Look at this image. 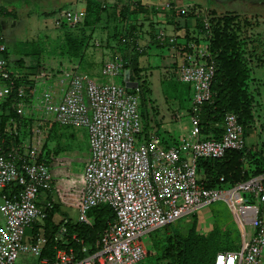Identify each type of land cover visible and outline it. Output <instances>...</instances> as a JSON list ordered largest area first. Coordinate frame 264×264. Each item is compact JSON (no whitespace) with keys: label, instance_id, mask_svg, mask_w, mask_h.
Listing matches in <instances>:
<instances>
[{"label":"built area","instance_id":"1","mask_svg":"<svg viewBox=\"0 0 264 264\" xmlns=\"http://www.w3.org/2000/svg\"><path fill=\"white\" fill-rule=\"evenodd\" d=\"M165 6L172 17L184 18L191 11L203 17L200 26L196 21L182 35L163 28L155 34V40L167 45L178 57L175 77L192 87V137L181 136L176 144L166 145L153 128L145 131L140 96L125 83H98L88 73L78 71V67L65 64L46 93L36 87L33 76L31 89L25 85L17 88L16 81L23 75H12L8 60L0 55V103L16 91L23 99L29 97L17 104L21 116L36 120V108L43 107L54 122L84 127L89 132L91 152L82 178L78 221L91 224L89 212L99 205H108L115 212L114 220L108 222L95 245L83 244L79 249L58 246L66 232L62 225L54 237L55 254L44 255L48 244L44 225L54 202L40 201L52 188L51 170L40 159L41 150L31 142L23 150L17 147L7 151L0 145V191L19 185L15 192L1 195L0 264H16L22 254L36 257L37 264H140L148 254L142 240L146 234L217 199H225L236 213L244 240L239 250L219 252L214 264H264V220L259 207L250 203L255 199L264 204V175L228 190L206 188L198 175V159L223 158L229 150L246 146L244 127L234 112L225 117L222 139H207L201 132V113L204 104L213 99L212 83L217 71L207 10L202 15L195 4ZM86 14V9L80 8L63 11L67 24L73 28L83 23ZM57 24H63V19H58ZM122 40L131 45L134 41ZM6 48L0 44V52ZM126 65L122 55L108 58L102 74L124 75ZM36 225L39 231L34 233Z\"/></svg>","mask_w":264,"mask_h":264},{"label":"rangeland","instance_id":"2","mask_svg":"<svg viewBox=\"0 0 264 264\" xmlns=\"http://www.w3.org/2000/svg\"><path fill=\"white\" fill-rule=\"evenodd\" d=\"M86 1L0 0V9L1 7L5 9L4 15L0 14V40L4 38V42L10 50V59L13 62L20 57V50H22L21 43L25 42L23 45L33 54L25 57L26 66L33 68L32 65L35 67L39 65L35 74L31 76H33L36 87L41 89V93H46L50 89L52 80L56 79L57 74L61 71L60 67L71 63L67 58L57 53L64 49L63 46L68 45L67 43L70 39L72 41H78L79 39L84 41V43L81 42L82 47L77 46V44H73V46L70 44L68 47V49H74L76 46L79 47V53H82L85 57L81 62V66L77 68L78 71L87 72L98 83L114 81L117 84H122L124 82L122 75H103L101 59L105 55V48L108 47L109 52H113L110 58L126 54V50L123 47L119 48L120 46L117 42L119 37L117 39L110 37L113 34L119 35L121 33L122 25L118 19L116 20L114 15L116 13L115 10H122L126 0H97L102 3V7L106 8L101 12L100 22L97 23L94 30L86 28L83 33V29L73 28L67 24L63 11L70 8L86 9ZM134 1L153 8L165 0ZM186 3L195 4L197 10L203 11L202 15H204L206 10L215 8L219 14L234 12L236 15H241L242 19H247L256 24L249 31L251 39L257 41L255 50L260 57L259 61L257 60L253 63L255 80L252 82V85L259 99L256 114L258 118L260 115L261 120L258 122L261 123L262 121L264 123V0H175V5L178 7ZM256 15L259 16L257 19L255 18ZM170 17L173 18L172 24L177 20V24H180L179 28H175V26L170 24L164 25V30L168 33L184 34L186 31L185 21L189 17L177 18L171 15ZM58 19H63V24H57ZM155 19L159 22L160 18ZM139 20L142 21V18L140 17ZM161 24L162 22H159L156 25V32L162 27ZM150 25L145 22L143 25L145 30L140 28L143 36L147 37L146 39H150ZM144 44V41H141V45L143 46ZM40 51H44V53L48 51L49 55L40 64H37V57L40 56ZM97 56L98 58H96ZM177 61L178 57L171 48L157 43H151L148 50L139 59V65L142 68L141 75L147 79L153 90V101L148 102L152 128L157 132L158 130L161 131L159 135L163 142L167 140V136L169 138V135L177 138L185 136L191 139L192 137L189 113L192 99L187 94V86L179 82L177 77H175L174 71ZM131 70L133 72L134 65L131 66ZM134 74L133 72L132 77L134 80L138 84L142 82V79H137ZM172 84H175L181 90L182 96H178L175 90H171L174 88ZM145 96L148 95L145 94ZM34 117L36 120L33 123V130L36 135L33 136L31 145L36 149L47 150L49 153L54 152L56 149V153H52V156H50L52 188L49 192L45 193V196L53 193L52 197L55 201L53 202L56 205L58 204V211L54 216V220L55 222H61L64 217H68L72 221L77 222L79 219L77 205H79V200H81L82 196L80 184L91 152L90 145L88 147L89 132L85 128V130L82 129L80 132L77 131L75 140L69 138V136L56 138L58 134L55 136L54 131H71L73 129L58 125L51 130V124L48 123L53 118L46 113L43 107L36 108ZM41 117L50 118L46 121ZM156 121L160 124V129ZM260 123L256 125L257 132L254 131V133L252 131L253 134L251 133L246 138L247 146L263 147V143L259 145L261 140H264V127ZM262 128L263 130L261 131L260 129ZM163 131L167 134L164 135ZM66 133L68 134L69 132ZM246 198L249 199L250 195H246ZM250 203H255L259 207V215L262 217L264 215V204L259 203L255 199L251 200ZM195 221L197 222L199 233L210 232L216 224L224 228L234 229V231L240 225L236 213L229 203L225 199H217L195 213L177 220L171 226L160 227L146 234L142 240L150 253L140 264H157L155 254L167 242V234L172 235L181 231L187 233ZM243 240V234L239 236L233 232V235L226 242L230 244V247L239 250L241 249ZM16 264H37V258L32 255L22 254L16 261ZM159 264H166V262Z\"/></svg>","mask_w":264,"mask_h":264},{"label":"trees","instance_id":"3","mask_svg":"<svg viewBox=\"0 0 264 264\" xmlns=\"http://www.w3.org/2000/svg\"><path fill=\"white\" fill-rule=\"evenodd\" d=\"M105 8L97 0H87L86 17L83 23L76 26V28L83 29V33L86 28L94 30L97 23L100 22L101 12ZM115 12L114 16L116 20L118 19L122 25L121 33L119 35L113 34L110 37L114 39L119 37L117 41L119 46L126 50L127 54L124 55L127 60L126 69H129L131 72V79L134 80L132 77L133 72L137 79H142V82H139L138 89H133L131 92L138 93L140 96V111L145 131H149L152 129V119L150 117L148 102L153 101V90L147 79L141 75L142 68L139 65L140 56L146 50L139 51L136 49V45L123 43L122 38L134 39L135 42V39L138 37L136 34L140 32L137 22L140 13L150 14L151 9L140 2H135L130 3V8L126 9L122 7V10L117 9ZM4 13L5 9L1 7L0 14L4 15ZM205 16L210 19L213 31L212 49L216 56L217 71L212 83L213 99L204 104L201 113L202 135L207 139H222L225 131V117L228 113L234 112L239 116L240 123L244 127L245 138H247L251 135L252 131L257 132L258 130L256 126V106L259 104V99L252 82L255 80L253 63L257 60L259 61L260 57L255 50L257 41L251 39L249 35V31L256 24L247 19H242L241 15H236L234 12L219 14L215 8L208 9ZM187 17H195L199 26L202 23L203 17L195 15L194 11H191ZM257 17L259 16L256 15L255 18L257 19ZM89 36L91 37V35ZM89 36L88 38H90ZM152 38L155 39V33L152 34ZM154 39L153 41L157 42ZM81 42L84 43L81 39L78 41L70 39L68 40V45L63 46L66 50L63 49L60 52H56L68 60L73 61L77 59L81 64L85 58L82 53H79L80 50H78L80 46L82 47ZM1 43L7 46L4 38L0 40ZM24 43H21L22 50H20V57L16 61H11L8 46L4 52H0V55H3L8 60V68L12 75H15V73L23 75L24 78L16 81V87L19 88L25 85L26 89L29 90L34 85L30 77L32 74H35L39 65L36 67L32 65L33 68L26 66L25 57L33 54L23 45ZM70 44L72 46L73 44H77L79 47L76 46L74 49H68ZM39 55L37 57V64H40L49 55V52L44 53V51H40ZM132 65H134L133 72L131 70ZM27 84H30V86L27 87ZM183 84L187 86V94L192 99L191 85L187 83ZM173 86L174 88L171 90H175L178 96H182L181 90L175 84H172ZM144 93L148 96H145ZM28 99L29 97L23 99L14 91L13 94L0 103V145L7 151L17 147L23 150L24 145L30 143L32 140L34 120L21 116L17 109V104L20 101ZM11 122L16 126L14 127V131H8L9 126L13 125ZM156 123L160 129V124L157 121ZM54 127L55 123L51 129L53 130ZM157 133L160 134L161 131L158 130ZM162 133L164 135L167 134L165 131ZM166 138L167 140L164 142L166 145L178 143L177 137L169 135V138L168 136ZM40 159L47 162L43 153ZM196 165L200 182L206 188L229 189L254 177L264 175V145L263 147H249L246 145L240 150H229L223 158L219 159L201 158L197 160ZM18 189L19 185L13 184L4 189L0 193V196L3 193L10 194ZM57 211L58 204L54 203L53 208L49 209L45 220L44 233L48 239V244L44 255L47 256L55 254L54 246L57 242L54 241V237L62 225H64L66 232L64 240L58 243V246H73L79 249L83 244L95 245L101 233L108 227V222H112L115 218V212L108 205H99L91 209L89 212L91 224L79 221L74 222L70 218L64 219L61 222H55L54 216ZM38 231L39 225H36L34 233ZM233 232L242 236L243 231L240 225L234 231V229L224 228L216 224L210 232L199 233L197 222L195 221L187 233L181 231L172 235L167 234V242L155 254L157 264L161 262H166V264H214L216 255L219 252L238 250L237 248L230 247V244L226 242L233 235ZM77 239L83 242L80 243Z\"/></svg>","mask_w":264,"mask_h":264},{"label":"crops","instance_id":"4","mask_svg":"<svg viewBox=\"0 0 264 264\" xmlns=\"http://www.w3.org/2000/svg\"><path fill=\"white\" fill-rule=\"evenodd\" d=\"M136 1H134V0H126L125 1V4H124V6L126 5V9L127 8H130V3H135ZM165 3H172V4H174L175 5V0H165V1H163L160 5H156L155 7H150V6H148V8H150L151 9V13L150 14H145V13H140V16H139V18L141 17L142 18V21L141 20H139V18H138V25H139V29L140 28H142V29H144L145 30V28L143 27V25L145 24V22L147 23V24H151L150 26H151V30H150V33H149V37H150V39H146L147 37H145V36H143V33L140 31V32H138V34H136L138 37L135 39L136 41L134 42L133 41V44L134 45H138V46H140V47H142L143 48V50H148V48H149V46H150V44L151 43H157V44H159L158 42H154L153 41V39L154 38H152V34H156V25L159 23V22H162V27H160V28H163V29H165V27H164V25H170V24H172L171 23V21H173V18H171L170 17V15H171V13L168 11V9L166 8V6H165ZM183 5H187V3L186 4H183ZM123 6V7H124ZM172 16V15H171ZM155 18H160L159 19V22L157 21V19H155ZM196 22V18L195 17H189V18H187L186 19V21H185V29H186V31L185 32H187V31H189V28H190V26L191 25H193L194 23ZM166 23V24H165ZM178 22H177V20L172 24L173 26H175V28H179V25L180 24H177ZM160 25V24H159ZM141 30V29H140ZM149 32V31H148ZM171 33H173V32H171ZM138 40V41H137ZM155 40V39H154ZM141 41H144V45L142 46L141 45ZM160 45V44H159ZM119 48H121V47H119ZM118 51H119V49H118ZM111 53H113V52H109V47L108 48H105V55H103V57H102V59H101V61H102V63H101V67L103 66V64H104V62L108 59V58H110L111 57ZM97 54V53H96ZM126 54H127V52H126ZM125 54V55H126ZM124 56V55H123ZM96 58H98V56L96 57ZM90 59H91V57H90ZM91 60H93V58L91 59ZM12 61V60H11ZM71 63V65H74V66H76V67H78L79 68V66H81V64L79 63V60H77V59H74L73 61H71V60H69ZM87 73V72H86ZM122 76H124V75H122ZM258 108V105L256 106V109ZM258 110V109H257ZM44 118V117H43ZM50 118V117H49ZM49 118H47L46 119V121L49 119ZM53 120V119H52ZM52 120H49L50 121V123H48V124H51V128H52V126H53V124L55 123V127H57L58 125L59 126H63V125H61V124H59V123H57V122H54V121H52ZM259 120H261V117H260V115H259V118L257 117V119H256V125L257 124H259L260 122H258ZM11 124H13V125H10L9 126V128H8V131H14L15 130V128L14 127H16L15 125H14V123L13 122H11ZM260 125H263V127H264V123L261 121V123H260ZM54 127V128H55ZM63 127H66V128H72L73 130H71V131H62V130H58L57 132L56 131H54V134H55V136H56V138H60V137H66V136H69V138H71V139H74L75 140V138H76V132L77 131H79L80 132V130H82V129H84V127L83 128H75V127H70V126H63ZM86 129V128H85ZM84 129V130H85ZM52 130V129H51ZM67 130V129H66ZM261 131L263 130V128L262 129H260ZM66 132H69L68 134L66 133ZM81 134V133H80ZM36 135V133L34 132V136ZM49 137V136H48ZM33 138V137H32ZM49 140V139H48ZM87 141H88V135H87ZM48 143H50V142H48ZM261 143H263V145H264V140H261V142H260V144L259 145H261ZM88 147H89V143H88ZM55 148H56V142H55ZM58 151V150H57ZM61 151V150H60ZM41 152L43 153V156L47 159V164L49 165V168H50V156H52V153H56V149H55V151L54 152H52V153H49L47 150H45V151H43L42 149H41ZM42 155V154H41ZM81 186V189L83 190V181H81V184H80ZM0 193H1V191H0ZM53 193L52 194H48L47 196H45V194L41 197V203L42 204H45L46 202H48V201H54V199H53ZM55 202V201H54ZM79 203H80V200H79ZM77 206H79V205H77ZM68 215V214H67ZM263 220H264V215L261 217ZM64 219H69L68 217L67 218H65L64 217ZM63 219V220H64ZM250 231H252L251 230V228H249V232ZM242 234H243V232H242ZM264 256V255H263Z\"/></svg>","mask_w":264,"mask_h":264},{"label":"water","instance_id":"5","mask_svg":"<svg viewBox=\"0 0 264 264\" xmlns=\"http://www.w3.org/2000/svg\"><path fill=\"white\" fill-rule=\"evenodd\" d=\"M124 83L126 85V87L130 88V89H137L139 84L138 82L136 81H133L131 79V72L129 69H126L125 72H124Z\"/></svg>","mask_w":264,"mask_h":264}]
</instances>
